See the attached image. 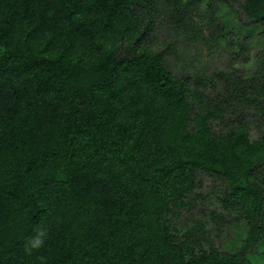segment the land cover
I'll list each match as a JSON object with an SVG mask.
<instances>
[{"label":"trees","instance_id":"16d2710c","mask_svg":"<svg viewBox=\"0 0 264 264\" xmlns=\"http://www.w3.org/2000/svg\"><path fill=\"white\" fill-rule=\"evenodd\" d=\"M198 1L216 17L212 40L258 52L250 77L173 72L156 0H0V264L252 263L264 240V0ZM203 176L223 189L205 194ZM193 198L219 208L218 228L226 217L247 228L240 250L179 234Z\"/></svg>","mask_w":264,"mask_h":264},{"label":"rangeland","instance_id":"374dc122","mask_svg":"<svg viewBox=\"0 0 264 264\" xmlns=\"http://www.w3.org/2000/svg\"><path fill=\"white\" fill-rule=\"evenodd\" d=\"M146 1L141 0L142 3ZM155 5L159 10L156 35L159 42L163 44L161 50L166 53L169 67L173 72L186 76L193 75L192 80L197 84L198 82L206 83L215 71L220 73L237 70L244 77H250L253 74V62L258 52L247 47L249 54L241 53L238 45L230 44L229 40L220 42L212 40L217 36L216 17L198 0H156ZM239 18L240 14H236L235 20ZM251 41L252 39H247L245 44L249 42L254 44L255 41ZM252 114L251 111L244 113L247 121L251 120ZM252 121L255 122V119L253 118ZM214 123L216 130L221 131L222 127L218 125V122ZM248 131L251 141L259 138L256 124H253ZM203 177L205 194L214 184L218 186L216 190L223 189V184L220 182ZM219 191H216L218 195L221 194ZM216 208L213 201L207 200L202 204L193 198L190 212H183L181 219L175 221L174 227L179 234L183 235L186 231L195 229L197 238H204L203 235L207 232L209 238L205 237L208 239L206 245L215 241V246L221 251L240 250L244 244L243 238L248 233L247 228L240 226L239 222L230 220V217H226L227 222L223 224V227L218 228L216 222L210 219L211 214L219 209ZM198 222L202 225L197 226ZM226 237L227 242L224 244ZM248 260L252 262L251 264H264V240H259V243L251 248L248 252Z\"/></svg>","mask_w":264,"mask_h":264}]
</instances>
